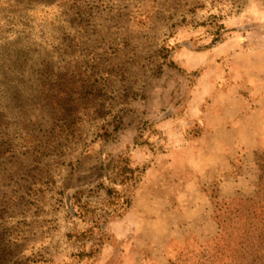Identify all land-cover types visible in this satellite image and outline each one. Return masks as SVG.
Segmentation results:
<instances>
[{"label":"rangeland","instance_id":"1","mask_svg":"<svg viewBox=\"0 0 264 264\" xmlns=\"http://www.w3.org/2000/svg\"><path fill=\"white\" fill-rule=\"evenodd\" d=\"M260 80L264 0H0V264H116L136 196L185 207L198 181L215 210L222 176L199 177L192 143L205 89ZM218 233L201 264L229 253Z\"/></svg>","mask_w":264,"mask_h":264},{"label":"crops","instance_id":"2","mask_svg":"<svg viewBox=\"0 0 264 264\" xmlns=\"http://www.w3.org/2000/svg\"><path fill=\"white\" fill-rule=\"evenodd\" d=\"M260 82L249 87H242L239 83L240 89L234 90L233 96L223 89L211 91L204 88L209 101L205 122L199 120V130L193 136L192 143L197 147L200 161L194 166L201 179L221 174L223 182L217 191L218 200L228 209L238 208L253 195L257 186V167L245 160L241 164L243 170L247 167L250 172L233 174L234 168L241 165H231L225 154L241 151L251 154L259 145H264V83ZM219 105L223 111L216 113L215 107ZM194 183L192 203L185 207L163 204L162 201H168L161 197L136 196L127 215L117 224L115 235L124 242L116 264H150L146 260L149 244L158 245L153 252L162 251L161 256L156 257L158 253H154L150 257H156L154 260L161 264H168L177 245L168 246L165 242H177L179 237L186 239L193 250L194 258L190 264H201V251L214 245L219 227L215 210L202 187L204 183Z\"/></svg>","mask_w":264,"mask_h":264},{"label":"trees","instance_id":"3","mask_svg":"<svg viewBox=\"0 0 264 264\" xmlns=\"http://www.w3.org/2000/svg\"><path fill=\"white\" fill-rule=\"evenodd\" d=\"M94 142L95 140L91 141V144ZM142 144L147 143L146 141L139 142V145ZM225 157L231 165L241 164L245 160L254 164L257 167V186L253 195L235 209H228L223 204L221 205L217 193V196L216 194L211 195V202L217 213H221L223 219L220 225L218 224L219 231L225 234L229 248V253L226 256L215 259L216 264H264V145H259L251 154L241 151L232 155L227 153ZM124 160L126 158L120 155L118 162L115 163L116 166L113 167L117 171V175L122 176L120 183L138 182L144 170L136 169L139 172L136 175L135 170L126 166ZM205 189L208 190L207 187ZM112 193L111 188L106 190L107 195L110 196ZM124 203L125 209H129L130 202L125 201ZM170 203L172 206L175 205L171 199ZM98 227L102 229L100 225ZM181 244L180 247L173 248L174 254L168 264H190L193 262L194 256L190 244L185 241Z\"/></svg>","mask_w":264,"mask_h":264}]
</instances>
